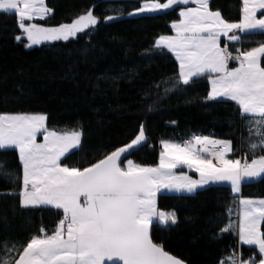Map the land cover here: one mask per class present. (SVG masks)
I'll use <instances>...</instances> for the list:
<instances>
[{"label": "snow or ice", "instance_id": "obj_1", "mask_svg": "<svg viewBox=\"0 0 264 264\" xmlns=\"http://www.w3.org/2000/svg\"><path fill=\"white\" fill-rule=\"evenodd\" d=\"M177 8L178 18L171 23L174 34L160 35L153 48L171 53L178 71L154 87L159 91L163 84L168 94L178 86L206 80L210 86L206 102H234L249 133L244 155L230 156L231 139L192 134L181 142L161 140L157 165L137 163L128 157L149 142L142 121L127 141L93 162L76 166L68 159L83 151L82 128L52 129L43 112H0V153L18 154L16 170L0 165V180L12 185L6 195L18 197L22 209L54 210L56 216L51 229L41 224L19 248L7 242L0 246L6 253L15 252L0 264H186L153 238L154 223L166 228L179 223L174 210L159 207V195L191 194L222 183L238 195L243 182L264 176V41L242 47V37L264 36V0H242L236 21L213 10L210 0H141L127 15ZM52 13L46 0H0V14L16 17L21 34L14 39H23L26 48L68 42L82 33L91 36L97 25L119 19L107 14L102 20L88 9L57 26L36 22ZM152 110L148 105L147 111ZM183 168L198 178L177 174ZM233 212L226 207L227 222L213 238L231 233L237 240L217 264H264V198H239L238 223L231 220ZM243 245L258 249L259 260L244 259L238 251Z\"/></svg>", "mask_w": 264, "mask_h": 264}, {"label": "trees", "instance_id": "obj_2", "mask_svg": "<svg viewBox=\"0 0 264 264\" xmlns=\"http://www.w3.org/2000/svg\"><path fill=\"white\" fill-rule=\"evenodd\" d=\"M140 2L46 0L53 13L44 21H36L44 26L71 22L88 9L102 20L107 14L120 17L97 25L91 36L82 33L75 40L32 48H26L23 39H14L21 34L16 17L0 14V112H43L52 129L82 128L83 151L68 159L76 166L93 162L127 141L142 121L149 142L128 157L137 163L157 165L161 140L181 142L192 134L231 139L234 157L240 158L249 133L238 118L234 102H206L209 85L204 79L178 86L168 94L164 93L165 85L161 84L159 91L154 87L178 71L173 56L154 49L153 44L160 35L173 34L171 23L178 18L179 9L128 18L127 13ZM210 7L236 21L242 0H210ZM242 40V47L250 48L264 41V36ZM148 105L152 111H147ZM0 165L16 170L18 154L0 153ZM11 187L0 180V246L7 242L19 248L41 224L51 229L56 216L54 210L20 208L18 197L6 195ZM241 196L264 198V177L242 185ZM236 204L228 186H210L192 196L160 195L159 207L174 210L179 223L170 228L154 224L153 238L186 264H217L232 252L237 237L231 233L221 239L213 237L227 222L226 207L233 208L231 220L237 223ZM238 251L244 259L260 258L254 247L240 246ZM6 255L15 253L0 247V260Z\"/></svg>", "mask_w": 264, "mask_h": 264}, {"label": "rangeland", "instance_id": "obj_3", "mask_svg": "<svg viewBox=\"0 0 264 264\" xmlns=\"http://www.w3.org/2000/svg\"><path fill=\"white\" fill-rule=\"evenodd\" d=\"M119 13V12H118ZM158 14H162V13H158ZM143 15H156V14H143ZM143 15H140V16H143ZM120 17V16H119ZM128 18H132V17H138V16H127ZM173 32V31H172ZM174 34V33H173ZM223 39V38H222ZM171 54V53H170ZM172 55V54H171ZM173 58H174V56H173ZM175 59V58H174ZM178 63V62H177ZM210 87V86H209ZM38 140H39V138H38ZM39 142V141H38ZM235 155V153L233 152V153H231L230 154V156H234ZM179 170H181V171H179ZM177 171V174H180L181 172H184V173H187L188 175H190V176H192L194 179L196 178L194 175H193V173L195 174V175H197L198 176V174L197 173H195V172H191V171H189L187 168H183V169H177L176 170ZM264 176H262V177H259V178H257V179H255V180H252V181H245V182H243L242 183V185H244V184H249V183H253V182H257V181H259V180H261L262 178H263ZM198 178V177H197ZM242 185H241V187H242ZM210 186H228V187H230V185L229 184H227V183H222V184H214V185H210ZM210 186H208V187H210ZM207 187V188H208ZM231 188V187H230ZM199 190H203V189H198L197 191H199ZM196 191V192H197ZM196 192L195 193H175V192H172V193H169V192H162L160 195H183V196H192V195H194V194H196ZM232 194H233V196L237 199V204H236V209H237V207H238V201H239V198H245V197H242L241 196V192L237 195V194H235V193H233L232 192ZM159 195V196H160ZM252 199H259V198H252ZM237 216V215H236ZM237 223H238V216H237ZM155 224V223H154ZM159 225V224H158ZM160 226H162V225H160ZM247 246V245H246ZM252 247H254V246H252ZM255 248V247H254ZM258 250V249H257ZM15 253V252H14Z\"/></svg>", "mask_w": 264, "mask_h": 264}, {"label": "crops", "instance_id": "obj_4", "mask_svg": "<svg viewBox=\"0 0 264 264\" xmlns=\"http://www.w3.org/2000/svg\"><path fill=\"white\" fill-rule=\"evenodd\" d=\"M39 142H42V140H38ZM179 171H181V170H179ZM193 175L197 178L198 176L197 175H195L194 173H193ZM243 246H246V245H243ZM246 247H252V246H246Z\"/></svg>", "mask_w": 264, "mask_h": 264}]
</instances>
